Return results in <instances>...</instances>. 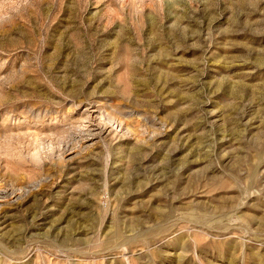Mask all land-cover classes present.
Returning a JSON list of instances; mask_svg holds the SVG:
<instances>
[{"label": "rangeland", "instance_id": "obj_1", "mask_svg": "<svg viewBox=\"0 0 264 264\" xmlns=\"http://www.w3.org/2000/svg\"><path fill=\"white\" fill-rule=\"evenodd\" d=\"M0 264H264V0H0Z\"/></svg>", "mask_w": 264, "mask_h": 264}, {"label": "bare ground", "instance_id": "obj_2", "mask_svg": "<svg viewBox=\"0 0 264 264\" xmlns=\"http://www.w3.org/2000/svg\"><path fill=\"white\" fill-rule=\"evenodd\" d=\"M213 186L215 187L214 189H217V190H227L229 189L230 187L226 184V183H222L220 180L218 179H214L213 180ZM212 189V188H211ZM211 190V191H215V190ZM210 191V192H211ZM3 196V195H2ZM222 196V195H221ZM221 200V199H220ZM222 201V200H221ZM225 201V200H224ZM224 205V204H223ZM228 205V204H227ZM229 206V205H228ZM231 206V205H230ZM203 208V207H202ZM227 209V208H226ZM225 209V211H226ZM219 211L222 213L223 215V212H224V209L222 208H219ZM210 212V211H209ZM229 213V212H228ZM216 214V213H215ZM217 215V214H216ZM227 216V215H225ZM203 217V216H202ZM224 217V216H223ZM219 219H222V218H219ZM209 224V219L208 217H204V218H199L198 221L196 222V225H199L200 227H205ZM119 235V236H118ZM118 235H112L113 237L117 238L118 240L122 238V235L118 234ZM123 246V245H122ZM114 248H118L117 247V244L115 246H112ZM82 252V251H81Z\"/></svg>", "mask_w": 264, "mask_h": 264}]
</instances>
